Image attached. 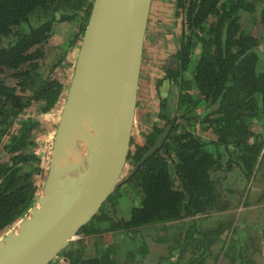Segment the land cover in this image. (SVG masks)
Returning a JSON list of instances; mask_svg holds the SVG:
<instances>
[{
    "label": "trees",
    "instance_id": "16d2710c",
    "mask_svg": "<svg viewBox=\"0 0 264 264\" xmlns=\"http://www.w3.org/2000/svg\"><path fill=\"white\" fill-rule=\"evenodd\" d=\"M92 3L0 0V234L25 215L43 174L33 150L43 127L21 117L33 105L41 115L56 108L64 85L54 71L78 50ZM174 10L183 28L177 66L156 82L160 127L129 152L128 178L78 232L88 241L71 242L50 264H133L146 244L124 253L126 237L152 230L166 244L172 223L188 224L173 234L177 261L208 264L219 238L234 233V213L263 203L253 189L264 179V0H175ZM111 234L124 239L107 242ZM246 249L224 239L210 264H255Z\"/></svg>",
    "mask_w": 264,
    "mask_h": 264
},
{
    "label": "water",
    "instance_id": "95a60500",
    "mask_svg": "<svg viewBox=\"0 0 264 264\" xmlns=\"http://www.w3.org/2000/svg\"><path fill=\"white\" fill-rule=\"evenodd\" d=\"M152 1L93 0L44 181L25 215L0 238V264H50L128 178ZM171 64L177 66L174 58Z\"/></svg>",
    "mask_w": 264,
    "mask_h": 264
},
{
    "label": "rangeland",
    "instance_id": "374dc122",
    "mask_svg": "<svg viewBox=\"0 0 264 264\" xmlns=\"http://www.w3.org/2000/svg\"><path fill=\"white\" fill-rule=\"evenodd\" d=\"M174 2L175 0H155L152 8L151 18L155 21L154 30H152L151 34H149V38H147V42H150L152 46H154V51L150 58L146 60V66L148 65V60L152 66L153 77H158L162 75L163 69L166 67H171V65H167L168 62L173 58V53L175 50V35L180 34L182 31V18L180 16L175 15L174 10ZM251 33L256 35L258 34L257 27L254 26L251 29ZM64 34V31L58 32V37H61ZM148 34V33H147ZM79 46V45H78ZM148 46V45H147ZM150 48V46H148ZM149 52V50H147ZM77 51H70L65 58V61L56 68L54 71V77L60 79L64 85L63 94L56 105V108L49 112L48 114L41 115L36 107L30 106L24 112V115L21 119H34L42 125V132L39 133L36 139V145L33 147L35 153L41 159V166L43 169V174L41 177H38L36 180V184L38 186L42 185L47 167L49 164V159L52 152L53 141L55 137V131L57 129L58 120L60 117L61 107L65 98L67 87L71 81V77L73 75L74 64L77 58ZM149 57V53H147ZM159 96L154 93L153 101L149 102L150 107L145 110H137L136 111V119L139 118L141 120L140 123L136 124L137 126L133 127V131L131 134V141L129 152H134L136 147H142L145 144V137L147 134L151 132L153 129L151 124L156 122V117L159 114ZM205 107L200 108V112H204ZM210 137V136H209ZM210 139V138H209ZM131 161L127 160L126 167L124 169V174L128 173V169ZM256 187L254 192H259L260 196L264 197V179L259 178L255 180ZM125 199H122L124 202ZM131 207V206H130ZM256 207V208H255ZM256 209L258 211H254ZM235 214V220L233 223L234 233L231 235L222 236L218 240V245L212 252L213 255L207 259L208 264H210L213 260L214 255H216L218 248L221 243H224V239L227 244H231L234 247V250H238L245 245L247 247L246 252L250 258L255 261V264H264V200L259 206H254L252 208L246 209L245 207L237 210ZM209 222V221H208ZM167 231H163V233H169L170 235L167 237L168 241L166 244L157 242V239L152 235H149V232L144 233L143 239H134L132 237H126L125 243L122 244V251L127 253L132 249H136L140 246L142 241L146 244L145 256L144 258H140L137 253L139 260L133 258V264H187L191 262L196 256L191 258H186L190 256L183 257L182 261H177L179 257V251L176 249V244L173 243V234H176L178 237V233H186L188 229V224H168ZM158 228V227H156ZM11 229L8 228L3 234H0V238L7 233ZM245 231V232H243ZM166 237V234H165ZM107 242L116 241L117 243L123 240V235H109L105 237ZM231 239V242H230ZM236 241V242H235ZM230 242V243H229ZM234 242V243H233ZM116 245V243H114ZM252 244V246H251ZM142 245V244H141ZM248 245V246H247ZM252 249H251V247ZM230 249L226 247L223 250L229 251ZM144 252L142 249H138L139 252ZM189 252V250H188ZM223 257V256H222ZM141 260V261H140ZM227 260L224 258L220 260V264H225ZM231 264V263H230Z\"/></svg>",
    "mask_w": 264,
    "mask_h": 264
},
{
    "label": "crops",
    "instance_id": "0c3cea01",
    "mask_svg": "<svg viewBox=\"0 0 264 264\" xmlns=\"http://www.w3.org/2000/svg\"><path fill=\"white\" fill-rule=\"evenodd\" d=\"M154 1L155 0L152 1V5H151V11H150V16H149V24H148V29H147V33L148 34L146 35V40H145L143 61H142L141 73H140L139 84H138L136 111L137 110L139 111L140 109L141 110H145L146 108L150 107L149 102H151V100L153 101L154 93L157 94L156 82L158 80H160L165 75L166 70H172V69L175 68L174 65H171V67H166L165 69H163V71H162L163 73H161L162 75H160L158 77H153V73H152V69H151L152 66H151L149 60H148V65L146 66V60L150 58V54L152 56L153 51H154V46H152L150 44V42H147V38L150 37L149 34H151L152 30H154V27L152 28V26L154 25L155 21H153L152 18H151ZM179 35H180L179 33L175 35V40L176 41H177V38H178ZM176 41H175V50H174V53H173V58L175 56L176 49H177ZM147 45L150 46V48H148ZM147 50H149V52ZM147 53H149V57H148ZM159 104H160V99H159ZM136 111H135V118H134L133 127L137 126L136 124L141 122V120H139V118L136 119ZM160 123H161V120L159 119V116H158V117H156V122H154V124H151V126H152L153 129L155 127L158 128V127H160ZM153 129L151 130V132L149 134L152 133ZM132 131H133V128H132ZM149 134H147V136ZM220 260H221V258H220ZM227 261H229V260H227Z\"/></svg>",
    "mask_w": 264,
    "mask_h": 264
},
{
    "label": "flooded vegetation",
    "instance_id": "af4514ba",
    "mask_svg": "<svg viewBox=\"0 0 264 264\" xmlns=\"http://www.w3.org/2000/svg\"><path fill=\"white\" fill-rule=\"evenodd\" d=\"M164 130H165V129H164ZM142 157H143V156H142ZM142 157H141V158H142ZM80 239H86L85 241H88V238H87V237H86V238H83V237L80 236ZM78 240H79V239H78ZM229 263H230V262H229Z\"/></svg>",
    "mask_w": 264,
    "mask_h": 264
},
{
    "label": "built area",
    "instance_id": "2783aa9c",
    "mask_svg": "<svg viewBox=\"0 0 264 264\" xmlns=\"http://www.w3.org/2000/svg\"><path fill=\"white\" fill-rule=\"evenodd\" d=\"M80 239V236H78L77 240Z\"/></svg>",
    "mask_w": 264,
    "mask_h": 264
}]
</instances>
